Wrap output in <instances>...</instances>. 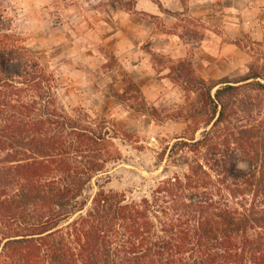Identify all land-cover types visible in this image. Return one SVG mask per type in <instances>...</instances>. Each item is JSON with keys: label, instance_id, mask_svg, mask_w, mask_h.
Segmentation results:
<instances>
[{"label": "trees", "instance_id": "obj_1", "mask_svg": "<svg viewBox=\"0 0 264 264\" xmlns=\"http://www.w3.org/2000/svg\"><path fill=\"white\" fill-rule=\"evenodd\" d=\"M151 1L183 23L173 29L184 46L204 41L195 19ZM117 2L132 17L156 19L133 0ZM6 11L0 5V264H264V54L234 80L197 77L193 53L173 68L196 96L181 116L196 128L171 152L183 146L202 161L133 200L108 189L123 160L117 142L129 136L113 121L59 108L56 77L11 36ZM133 94L141 103L132 111L164 122L130 78L116 96L124 103ZM235 151L246 171L236 169Z\"/></svg>", "mask_w": 264, "mask_h": 264}, {"label": "rangeland", "instance_id": "obj_2", "mask_svg": "<svg viewBox=\"0 0 264 264\" xmlns=\"http://www.w3.org/2000/svg\"><path fill=\"white\" fill-rule=\"evenodd\" d=\"M117 1L0 0V5L7 8L11 36L56 77L59 108L71 116L87 112L93 118L113 121L121 135L129 136L117 142L123 160L111 169L108 189L141 200L151 197L162 181L183 178L190 165L202 161L180 150L183 146L171 152L176 143L189 142L196 128L193 122L181 118L196 96L184 90L173 68L193 53L194 72L207 82L246 75L264 54V0H181L182 10L172 13L181 21L195 19L205 29L204 41L184 46L177 37L183 23L175 18L168 32L175 33V42L184 48L153 53L149 49L151 41L146 40L142 49L149 56L150 74L134 68L140 51L134 50L133 26L143 19L145 27L152 24L161 32L159 25L164 21L158 16L154 20L124 16L127 27L122 28L117 24L122 11ZM125 8L132 11L136 7L129 3ZM174 25L179 28L173 29ZM127 78L140 87L163 123L129 108L141 103L140 95H129L124 103L119 101L116 95L123 93ZM255 120L261 123L262 117ZM200 128L197 139L204 126ZM260 131L263 139L264 123ZM232 160L237 170H247L240 153L235 151ZM223 177L220 173L215 180ZM95 191L90 189L88 195L93 196Z\"/></svg>", "mask_w": 264, "mask_h": 264}, {"label": "crops", "instance_id": "obj_3", "mask_svg": "<svg viewBox=\"0 0 264 264\" xmlns=\"http://www.w3.org/2000/svg\"><path fill=\"white\" fill-rule=\"evenodd\" d=\"M125 2H127L128 0H124ZM160 1L161 5L163 6V9L171 11V12H179L182 10V4H181V0H158ZM136 9L140 12H145L148 13L150 15L153 16H158L160 18L163 19L164 24H166V26L170 27L173 24L176 23V19L169 17V19H165L168 16H166L165 14H163L160 10V8L155 5L154 3H152L149 0H136ZM119 20L117 22V24L122 27L125 28L127 27V24L125 23L127 21V17L130 20H134L133 18L130 17V15H127L126 13L120 11L119 14ZM124 16H127L126 18ZM146 24L145 20L140 19V20H136L134 23L133 28L135 29V33H134V45L135 48L134 50H139V58L140 60H137V65H135L134 68H137L140 71H147L148 74H150L149 70H148V61H149V56L148 53H146L143 49V43L146 40H150L151 41V46H150V51L153 53H169L170 50L177 49L180 50L182 48H184V46L182 44H179L178 42H175L177 40V37L173 36V35H167L164 34L162 32H159L154 25L152 24H148V27H145ZM145 34L147 35V37H145ZM146 38V39H145ZM137 41V42H136ZM120 46V45H119ZM150 55V54H149Z\"/></svg>", "mask_w": 264, "mask_h": 264}]
</instances>
